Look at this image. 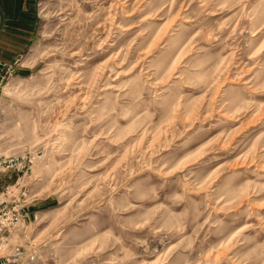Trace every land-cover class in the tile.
<instances>
[{
	"label": "rangeland",
	"instance_id": "obj_1",
	"mask_svg": "<svg viewBox=\"0 0 264 264\" xmlns=\"http://www.w3.org/2000/svg\"><path fill=\"white\" fill-rule=\"evenodd\" d=\"M37 15L0 93V152L39 151L8 247L26 264H264V0Z\"/></svg>",
	"mask_w": 264,
	"mask_h": 264
},
{
	"label": "built area",
	"instance_id": "obj_2",
	"mask_svg": "<svg viewBox=\"0 0 264 264\" xmlns=\"http://www.w3.org/2000/svg\"><path fill=\"white\" fill-rule=\"evenodd\" d=\"M2 24L0 9V28ZM23 59L19 57L10 64L0 62V93L3 86L26 67ZM37 159L39 151L21 154L0 152V264H26L25 249L22 246L8 247V242L13 232L29 219L28 208L32 201H29L28 193H31L21 185V180L32 172ZM7 248V253H3Z\"/></svg>",
	"mask_w": 264,
	"mask_h": 264
},
{
	"label": "crops",
	"instance_id": "obj_3",
	"mask_svg": "<svg viewBox=\"0 0 264 264\" xmlns=\"http://www.w3.org/2000/svg\"><path fill=\"white\" fill-rule=\"evenodd\" d=\"M0 62L10 64L30 52L38 34L37 0H0ZM20 69L19 71H24Z\"/></svg>",
	"mask_w": 264,
	"mask_h": 264
}]
</instances>
